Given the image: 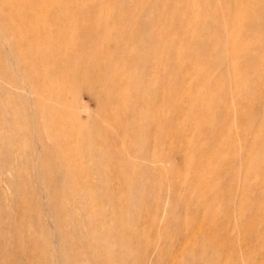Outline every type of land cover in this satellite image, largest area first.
<instances>
[{"label":"rangeland","instance_id":"374dc122","mask_svg":"<svg viewBox=\"0 0 264 264\" xmlns=\"http://www.w3.org/2000/svg\"><path fill=\"white\" fill-rule=\"evenodd\" d=\"M0 264H264V0H0Z\"/></svg>","mask_w":264,"mask_h":264},{"label":"bare ground","instance_id":"6f19581e","mask_svg":"<svg viewBox=\"0 0 264 264\" xmlns=\"http://www.w3.org/2000/svg\"><path fill=\"white\" fill-rule=\"evenodd\" d=\"M11 2H12V1H11ZM104 126H105L104 123L99 122L97 128H95V129H97V131H98V130L102 129Z\"/></svg>","mask_w":264,"mask_h":264}]
</instances>
